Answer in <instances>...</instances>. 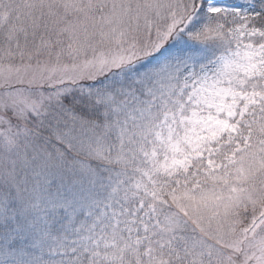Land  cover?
Segmentation results:
<instances>
[{"label": "snow or ice", "instance_id": "obj_1", "mask_svg": "<svg viewBox=\"0 0 264 264\" xmlns=\"http://www.w3.org/2000/svg\"><path fill=\"white\" fill-rule=\"evenodd\" d=\"M0 264H264V0H0Z\"/></svg>", "mask_w": 264, "mask_h": 264}]
</instances>
